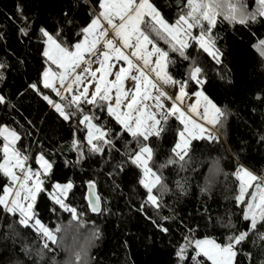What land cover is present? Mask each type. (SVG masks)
Returning <instances> with one entry per match:
<instances>
[{
	"label": "snow or ice",
	"instance_id": "snow-or-ice-1",
	"mask_svg": "<svg viewBox=\"0 0 264 264\" xmlns=\"http://www.w3.org/2000/svg\"><path fill=\"white\" fill-rule=\"evenodd\" d=\"M174 6V21L154 0H74L71 9L58 13L54 25L38 28L20 3L15 6V18L8 16L21 42L33 43L40 57L36 78L27 83L26 90L72 128L68 147L75 159L71 164L65 160V166L83 167L86 161L98 158L99 167L95 178L84 182L87 206L81 210L72 203L74 181L55 178V162L39 135L49 136L47 120L41 119L44 127L40 128L27 118L21 123L18 104L11 93L0 88V175L6 180L0 194V241L11 242L6 251L15 257L7 264H62L49 254L61 246L59 234L67 229L44 223L41 204L45 199L47 212L53 216L68 213L75 227L82 228L87 213L118 216L111 200L124 198L130 207L136 195L139 203L134 211L172 249L168 264H264V167L256 170L239 152L225 147L229 120L237 113L209 92L213 84L198 63L199 55L206 54L220 87H233L220 44L223 37L214 31L217 18L222 17L233 28L240 25L255 37L252 48L259 54L264 73V36L257 35L264 30V0H254V6L247 0H175ZM75 11L86 15L77 21ZM161 41L166 48L160 46ZM0 47L6 56L15 55L3 32ZM113 60L123 64L114 68ZM23 63L0 60V84L9 70ZM93 63L98 66L93 68ZM109 76L114 79L110 81ZM129 78L133 87L126 89L124 81ZM167 86L177 90L174 96L165 91ZM16 95L22 97L23 93ZM186 97H195V101L185 110L181 105ZM255 99L264 117V94L257 93ZM9 117L19 128L9 125ZM171 118L178 124L169 140ZM257 143L264 148V133L258 134ZM204 148H219L221 154L213 159L210 171L213 177L222 175L225 182L231 178L230 199L239 210L227 211V220L218 216L215 223L207 208L187 215L177 211L180 199L189 195L191 178L181 177L170 187L164 174L165 169L186 171ZM125 177L131 195L123 190ZM101 178L111 197L101 194ZM197 187L201 195L211 198L207 179L204 186ZM166 195L175 200L165 201ZM217 225L228 230L219 242L208 231ZM103 235L93 224L86 244L71 249L70 259L63 264H88L87 248ZM28 236H34L32 243ZM124 247H128L127 241Z\"/></svg>",
	"mask_w": 264,
	"mask_h": 264
},
{
	"label": "trees",
	"instance_id": "trees-1",
	"mask_svg": "<svg viewBox=\"0 0 264 264\" xmlns=\"http://www.w3.org/2000/svg\"><path fill=\"white\" fill-rule=\"evenodd\" d=\"M154 2L163 8L164 14L169 19L174 21L176 15L175 0H154ZM17 3L24 6L26 14L34 21L33 26L38 28L44 24L54 25L58 13L61 10L68 11L71 9L74 0H0V25H3L0 27V32L7 36L10 42L9 50L15 52L14 56H6L5 49L0 47V60H11L13 64H17L19 60L25 61V63L18 64L17 67L9 70L7 79L3 84H0V88H4L6 92L12 94L13 101L18 104L20 109L17 117L21 123L27 118L35 121L37 128H40L44 127L41 124V119L47 120L46 130L49 131V136L44 137L43 133L39 135L43 138L45 147L55 162V178L61 182L67 179L74 181L76 195L72 199V203L82 210L87 206V201L83 198L87 193L84 182L90 178H95L96 169L99 167L95 163V159L98 158L86 161L83 167L65 166V160L71 164L75 159V153L70 151L68 147L73 131L72 128L63 125L56 119L55 113L49 109L44 101L32 94L30 90H26L27 83L36 78L40 57L33 43L27 39L21 42L16 33V25L8 19V16L15 18ZM247 3L254 6V0H247ZM169 4L173 6L168 7ZM85 15L75 11L77 21L82 20ZM214 31L223 37L220 44L225 50L227 63L231 69L234 80L233 87L230 90L220 87L214 66L206 54L201 53L199 55L198 63L206 69L213 84L209 92L220 100L222 106L227 104L231 110L237 113L229 120L227 127L228 143L225 147H231L234 151L239 152L242 160L255 165L256 170H259L264 167V148L257 143V140L258 134L264 133V117L261 115L260 102L255 99V96L257 93L264 94V73L260 71L259 54L252 48L255 37L240 25L233 28L226 21H223L222 17L217 18ZM257 35L264 36V30H258ZM159 43L160 46L167 47L162 41ZM18 92L23 93V96L18 97L16 95ZM2 115L3 113L0 112V116ZM8 123L12 127L19 128L10 117ZM169 123L172 125V131L168 133V139L172 140L178 122L171 118ZM82 136L83 133L80 134V137ZM23 143L27 145L29 141L25 140ZM2 145L3 140L0 138V147ZM17 146H20V142ZM166 150L167 145L164 146L165 155H167ZM220 154L219 148H204L194 156L192 164L186 171L177 173L176 170L165 169L164 174L168 177L170 187H174V181L181 177L191 178L189 195L180 199L177 211L187 215L189 212L196 213L198 210L207 208L213 223L218 216L227 220L226 212L229 210L239 212L233 207V202L230 199L233 195L231 178L225 182L222 175L213 177L210 171L213 159ZM31 164L32 167H36L34 161ZM193 167L196 168L195 172L192 171ZM225 170L230 171L227 168ZM206 179L211 188V198L207 195H201L197 187V185L204 186ZM5 183L6 180L0 175V194H2V185ZM123 183L124 192L131 195L129 178L125 177ZM100 191L106 197L112 196L103 178L100 180ZM164 199L171 203L175 197L166 195ZM47 203L45 199L41 204L44 223L50 227L61 224L67 229L59 234L62 236L61 246L56 247L55 252L49 254L55 255L62 264L70 259L71 249L79 250L86 244V237L89 235L93 224L100 227L104 235L101 240L95 241L93 246L87 248L88 264H168L172 258L170 255L171 247L167 246L165 241L160 240L157 234H154L152 226L143 216L134 211L135 206L139 203V195L133 197L130 207L126 206L124 198L112 199L113 210L119 213L118 216L98 217L91 212L87 213L83 218L85 224L82 228L75 227L76 222L71 221L68 213L53 216L47 212L44 207ZM166 211L167 209H165ZM148 214H152L151 209H148ZM233 219L235 220L236 217L233 216ZM208 231L219 242L224 239L228 230L217 225L214 230L209 228ZM201 234L203 235V230H201ZM27 239L29 243H32L34 236H28ZM125 241L128 243L127 248L124 247ZM11 246L10 241L7 245L0 241V264H7L9 259L15 258L6 251V248ZM16 252L19 253V243L16 245ZM20 259L25 258L21 255Z\"/></svg>",
	"mask_w": 264,
	"mask_h": 264
},
{
	"label": "rangeland",
	"instance_id": "rangeland-1",
	"mask_svg": "<svg viewBox=\"0 0 264 264\" xmlns=\"http://www.w3.org/2000/svg\"><path fill=\"white\" fill-rule=\"evenodd\" d=\"M116 63H115V66L116 67H118V66H120V65H122L123 64V62L122 61H115ZM108 79L111 81V80H113L114 79V77L113 76H109L108 77ZM124 87L126 88V89H131L132 87H133V82L131 81V79L129 78V79H126L125 81H124ZM165 91L169 94V95H175V93H176V89L174 88V87H171V86H167V87H165ZM195 101V97H190V98H188V97H186L185 99H184V101H183V103H182V108H184L185 110L187 109V107H188V105L190 104V103H193ZM169 104H170V102H168ZM178 122V121H177Z\"/></svg>",
	"mask_w": 264,
	"mask_h": 264
},
{
	"label": "crops",
	"instance_id": "crops-1",
	"mask_svg": "<svg viewBox=\"0 0 264 264\" xmlns=\"http://www.w3.org/2000/svg\"><path fill=\"white\" fill-rule=\"evenodd\" d=\"M111 63L114 65V68H115V67H116V66H115V63H116V62H115V60L111 61ZM92 66H93V68H95V67H97L98 65H97V64H95V63H93V65H92Z\"/></svg>",
	"mask_w": 264,
	"mask_h": 264
},
{
	"label": "built area",
	"instance_id": "built-area-1",
	"mask_svg": "<svg viewBox=\"0 0 264 264\" xmlns=\"http://www.w3.org/2000/svg\"><path fill=\"white\" fill-rule=\"evenodd\" d=\"M100 47H102V45H100Z\"/></svg>",
	"mask_w": 264,
	"mask_h": 264
},
{
	"label": "water",
	"instance_id": "water-1",
	"mask_svg": "<svg viewBox=\"0 0 264 264\" xmlns=\"http://www.w3.org/2000/svg\"><path fill=\"white\" fill-rule=\"evenodd\" d=\"M87 194V193H86ZM93 214V213H92ZM93 215H95V214H93Z\"/></svg>",
	"mask_w": 264,
	"mask_h": 264
}]
</instances>
